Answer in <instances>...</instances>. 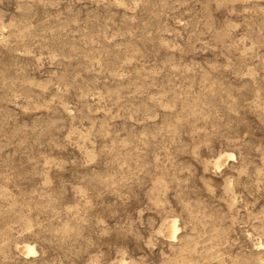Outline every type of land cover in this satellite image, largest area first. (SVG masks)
<instances>
[{
	"label": "rangeland",
	"instance_id": "obj_1",
	"mask_svg": "<svg viewBox=\"0 0 264 264\" xmlns=\"http://www.w3.org/2000/svg\"><path fill=\"white\" fill-rule=\"evenodd\" d=\"M0 264H264V0H0Z\"/></svg>",
	"mask_w": 264,
	"mask_h": 264
},
{
	"label": "bare ground",
	"instance_id": "obj_2",
	"mask_svg": "<svg viewBox=\"0 0 264 264\" xmlns=\"http://www.w3.org/2000/svg\"><path fill=\"white\" fill-rule=\"evenodd\" d=\"M229 157H232V156L229 155ZM226 158H227V157L221 158L219 161H220V162H223ZM165 226H167V224H166ZM168 226H169V225H168ZM168 226H167V227H168ZM169 229H170V228H169ZM172 230H173V227H172ZM167 233H168V232H167ZM20 249H21L22 251H24V252L27 251V250H30V249H28V247H21Z\"/></svg>",
	"mask_w": 264,
	"mask_h": 264
}]
</instances>
